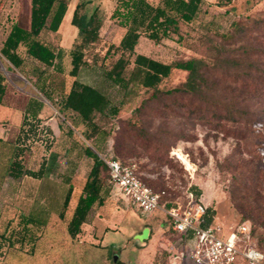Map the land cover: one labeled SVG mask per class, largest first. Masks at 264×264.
Here are the masks:
<instances>
[{"label":"rangeland","instance_id":"rangeland-1","mask_svg":"<svg viewBox=\"0 0 264 264\" xmlns=\"http://www.w3.org/2000/svg\"><path fill=\"white\" fill-rule=\"evenodd\" d=\"M148 1L154 5L159 3V0ZM83 2L78 12L82 24L88 25L97 6L104 23L100 41L86 50L88 63L81 68L77 80L100 87L117 106L119 113L114 119L96 116V126L107 134L96 145L97 138L86 140L91 129L89 125L80 123L75 113L60 114L58 101L46 100L17 70L9 72L8 67H13L0 54V71L9 78L10 85L14 86L15 82L23 91L16 95L19 110L29 96L25 90L40 98L47 108L34 133H30L29 141L23 143L24 166L30 171L38 170L42 164L49 166V172L43 175L49 182L46 202L39 194L42 179L30 176L12 179L14 185H8L5 198L0 200V234L10 242L3 249L0 264H114L113 256L118 255V261H121L122 253L114 251L111 248L113 244L133 246L138 242L143 246L151 235L150 225L153 222L157 224L163 216L166 218L161 211L141 214L119 200V196L109 194L108 173L105 184L108 193L106 196L103 194L105 203L95 205L82 226L81 234L71 238L67 230L68 221L93 164V159L86 155L87 148L101 154L110 152L115 157L116 152H134L131 156L117 155V159L133 166L137 175L155 192L166 190L167 200L172 203L186 204L192 188L196 186L201 191L198 200L215 212L217 223L226 230H232L247 222L251 225L255 243L264 250V226L257 223L256 217L244 215L240 207L244 202L255 200L264 208V115L256 118L255 133L243 141L221 128L217 129L214 124H196L183 116H174L171 111L169 116L158 115L155 111L161 104L158 102H151L146 113L139 114L137 110L150 99L153 90L132 87L127 93L106 78V72L121 56L118 45L125 32L111 19L115 0H70L59 31L61 45L69 52L78 38L79 30L72 25V18L77 4ZM30 12L31 0H0V48L13 23L23 28L30 25ZM260 20H264V0H204L197 19L192 24L182 25L180 41L173 36V40L156 45L142 39L137 52L164 63L191 56L203 58L212 71L207 73L209 81H215V86L225 94L226 87L233 86V76L238 69H234L228 60L246 59L260 65V59H264L263 56L243 54L244 49L250 47L264 49V32H261L264 24L257 22ZM235 23L239 25V32ZM19 53L23 55L21 50ZM70 61L67 53L63 59L67 72L71 69ZM227 71H231V78L228 75L223 77V72ZM49 72L58 86L64 83L66 90L74 80L66 71L56 73L51 69ZM186 78V72L174 70L159 88L166 91L181 87ZM225 79L228 83L219 84V80ZM54 94V99H59L60 93ZM261 104L256 103L255 109L259 110ZM132 123L137 125L136 132L130 130ZM140 130L151 133L183 131L192 136L193 141H175L167 137L169 155L161 162L150 158L147 152H153L155 146L144 145ZM18 132L20 134L21 131ZM68 168L71 169L66 171ZM70 188L72 197L64 211L63 203ZM29 218L33 222L28 221ZM107 226L111 230L105 235L104 247H101V237ZM168 237L182 245V237L178 233L169 229ZM154 254L145 264H171L175 250L173 248L170 253L162 249ZM123 258L131 263L130 255ZM184 264L195 263L187 260Z\"/></svg>","mask_w":264,"mask_h":264},{"label":"trees","instance_id":"trees-1","mask_svg":"<svg viewBox=\"0 0 264 264\" xmlns=\"http://www.w3.org/2000/svg\"><path fill=\"white\" fill-rule=\"evenodd\" d=\"M69 2L70 0H31L29 28L13 23L2 43L0 54L12 65L13 68L8 67L9 72H13V69L17 70L46 100L58 101L60 114L75 113L80 123L89 125L91 129L86 140L93 141L97 138L95 142L97 145L101 138H106L107 134L96 126V116L102 115L114 119L119 110L100 87L86 85L78 81L77 77L81 68L88 63L85 56L87 48L100 41L104 19L99 12L100 7L97 6L90 16L88 25L84 26L78 12L85 2L77 4L72 25L78 28L79 35L69 51L71 69L67 72L63 67V59L67 53L53 36L58 33L63 23ZM115 4L111 19L125 32L118 45L121 56L106 72V78L127 93L132 87L153 90L150 99L144 101V106L137 110L139 114L142 112L145 114L151 102H158L161 103L155 110L158 115L169 116L171 111L174 116H183L196 124H214L217 129L221 128L228 135H234L243 141L248 140L253 132L255 133L256 118L264 115V59H260L262 62L260 65L246 59L228 60L235 66L234 69H238L233 76V86L226 87L227 92L224 94L215 86V81H209L207 73L210 74L212 71L203 58L191 56L164 63L137 52L142 39H147L156 45L165 40H173V36H177L180 41L182 25L192 24L197 19L204 0H159L157 5L151 4L148 0H115ZM257 22L264 24V20ZM234 25L239 32V25L236 23ZM261 32H264V25L261 27ZM20 50L23 55L19 53ZM243 54L264 57V49L250 47L244 49ZM51 69L56 73L66 71L74 79L67 90L64 88V83L61 87L58 86L52 74H49ZM174 70L187 73L183 86L161 90L159 86ZM223 73V77L228 75L231 78L229 75L231 71ZM218 82L228 83L226 79ZM8 86L6 76L0 71V104L5 98ZM55 92L60 93L59 99H54ZM256 103H262L259 110L254 107ZM41 109L40 107L35 113L25 112L19 130L21 132L18 133L16 145L11 150L13 156L5 177L20 179L23 176H30L41 179L45 174V164H42L38 170L30 171L25 168L23 162L25 152L23 143L29 139L30 133H34V128L40 120L38 115ZM136 126V123H132L130 130L136 132ZM140 134L144 145L152 148L155 146L153 152H147L150 158L161 162H164L169 155V150H166L167 137L175 141H193V137L183 131L175 133L164 130L160 133H151L140 130ZM133 153L116 152L118 156H131ZM86 155L93 159V165L68 221V234L73 239L81 234L82 226L87 222L95 205L102 206L108 193L105 184L109 171L99 155H113L110 152L101 154L91 148L86 149ZM117 155L113 158L117 159ZM257 176L259 177V174ZM247 194L251 196L250 192ZM192 195L195 196L196 202H200L198 198L201 191L196 186L192 188ZM71 197L70 188L63 203L64 211L69 207ZM167 197L166 195L164 199L167 200ZM240 207L244 215L256 217L257 223L264 226V208L260 207L259 202L250 200L242 203ZM214 214L211 208L207 209L205 226L215 222ZM61 217H64L63 214ZM28 221L33 222V219L29 218ZM7 243L10 242L5 235L0 234V256L3 255ZM116 264L124 263L118 261Z\"/></svg>","mask_w":264,"mask_h":264},{"label":"built area","instance_id":"built-area-1","mask_svg":"<svg viewBox=\"0 0 264 264\" xmlns=\"http://www.w3.org/2000/svg\"><path fill=\"white\" fill-rule=\"evenodd\" d=\"M109 171L110 194L141 214L163 212L175 233L182 237L180 249L171 257V264H264V250L254 241L251 225L239 224L226 230L216 221L205 226L208 206L190 195L186 204L171 203L164 198L166 190L155 192L137 175L131 165H124L113 156L99 155Z\"/></svg>","mask_w":264,"mask_h":264},{"label":"crops","instance_id":"crops-1","mask_svg":"<svg viewBox=\"0 0 264 264\" xmlns=\"http://www.w3.org/2000/svg\"><path fill=\"white\" fill-rule=\"evenodd\" d=\"M26 28H29V26ZM59 31L53 37L55 40L58 41L59 45L62 47L61 38L59 36ZM66 53H69V52H66ZM6 78L7 80L9 79L7 76ZM24 80H27V79L24 78ZM13 83H14V86L9 84L5 98L2 104H0V200L5 198L4 195H5L6 189L8 188V185H10L11 183H13L14 185V182H11L13 178L5 177V176L7 173L9 163L13 156V152L11 150L16 145V140H17L18 133H19L18 131L20 130L22 126L23 117H24L25 112L28 111L31 113H35L41 107L42 109L40 110L38 117L42 118L47 111V108L45 104L43 103V101L40 98H38L35 94H32L31 92H29V90H25L26 93L29 94V96L26 99L24 106L21 107V109L19 110L20 104L16 99V95H18V93L23 92V91L21 90L20 86H18L15 82ZM86 85L92 86L91 84H86ZM31 87L34 88L38 93H40L34 86L31 85ZM92 87H95V86H92ZM47 167L49 166L48 165L46 166L45 174L49 172ZM69 169L71 168H68L66 171H68ZM41 179L42 181L40 183L42 186H41V190L39 194L40 196H42V200L46 202V200H48L49 198L48 196L49 193H47L46 191L49 188L47 186L49 182L45 181L44 180L45 178L43 177ZM109 194H110V191H109ZM97 219L100 220V218H97ZM167 223L169 226L167 225ZM150 226H151V235L147 239L146 243H144L143 246L139 245L138 242L135 243L133 246H130L129 244L125 246L124 245L119 246L117 244H113L111 246V248L113 247L114 251L116 252L119 251L122 253L120 262L124 264H128L124 260L123 256L125 255L126 257H128L130 255L129 260L131 263L129 264H134V261H136L137 264H145L146 261H150V257L153 253L156 254L158 253V251L162 249L170 253H172L173 248L175 252H177L180 249L181 246L177 245L176 242L175 244L173 241L169 239V237L167 238V232L169 231V229L172 230L171 225H170V220L169 218H167V216L166 218L165 216H163L161 220H158L157 224L153 222V224H151ZM110 230L111 228L108 226L104 228L103 236L101 237V241H100L101 247H104L103 246L104 237ZM172 232L174 231L172 230ZM175 264H180V263L176 262ZM239 264H242V263H239Z\"/></svg>","mask_w":264,"mask_h":264},{"label":"water","instance_id":"water-1","mask_svg":"<svg viewBox=\"0 0 264 264\" xmlns=\"http://www.w3.org/2000/svg\"><path fill=\"white\" fill-rule=\"evenodd\" d=\"M118 258H119L118 255H114L113 256V262H114V264H116L118 262Z\"/></svg>","mask_w":264,"mask_h":264}]
</instances>
